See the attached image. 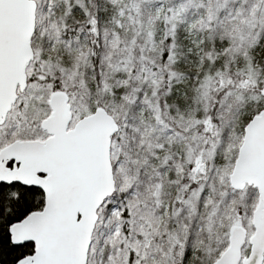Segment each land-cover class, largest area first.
<instances>
[{"label": "snow or ice", "instance_id": "snow-or-ice-1", "mask_svg": "<svg viewBox=\"0 0 264 264\" xmlns=\"http://www.w3.org/2000/svg\"><path fill=\"white\" fill-rule=\"evenodd\" d=\"M0 264H264V0H0Z\"/></svg>", "mask_w": 264, "mask_h": 264}]
</instances>
